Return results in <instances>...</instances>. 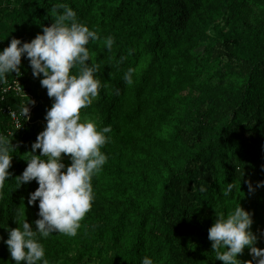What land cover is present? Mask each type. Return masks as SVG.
Masks as SVG:
<instances>
[{
	"label": "trees",
	"instance_id": "obj_1",
	"mask_svg": "<svg viewBox=\"0 0 264 264\" xmlns=\"http://www.w3.org/2000/svg\"><path fill=\"white\" fill-rule=\"evenodd\" d=\"M56 2L0 0V50L12 38L30 42L42 34ZM60 2L100 36L87 47L105 87L81 116L112 132L77 235L37 237L49 264H141L145 256L154 264H223L214 259L208 229L217 212L227 216L238 204L252 214L256 246L264 248V186L257 187L264 181V0ZM121 56L127 59L117 65ZM129 67L131 85L123 80ZM19 68L0 84V132L15 148L0 196L5 240L24 218L36 229L39 201L29 205L28 198L38 184L17 187L15 178L53 103L27 58ZM26 96L35 103L26 104ZM25 104L28 120L19 115ZM231 182L226 198L221 189ZM238 259H252L247 248ZM0 264H15L3 240Z\"/></svg>",
	"mask_w": 264,
	"mask_h": 264
},
{
	"label": "clouds",
	"instance_id": "obj_2",
	"mask_svg": "<svg viewBox=\"0 0 264 264\" xmlns=\"http://www.w3.org/2000/svg\"><path fill=\"white\" fill-rule=\"evenodd\" d=\"M52 18L50 26H42L30 42L12 38L9 45L0 50V84L7 76L20 72L21 58H27L33 77H41L40 84L53 98V103L45 114L46 125L36 136L28 152L27 166L17 176L16 184L35 180L38 187L29 194L28 204L37 200L38 216L34 221L36 229L24 218L21 227L8 229V236L0 240L7 245L15 264H49L45 258L43 244L37 238L49 237L54 232L76 236L81 221L92 208V177L102 170L107 155L101 147L111 140V125L97 128L95 121L86 116L82 119L81 109L87 108L97 98L105 84L95 75L100 65L91 60L90 41L100 39L96 30L80 22L77 12L67 3L57 0L49 9ZM107 50L111 51L114 37L104 40ZM134 49H129L132 55ZM127 56H121L117 65ZM79 66V72L71 70ZM135 69L129 67L123 75L127 85L133 83ZM24 93V92H23ZM27 97V96H26ZM35 103L27 97V103ZM26 104L19 115L28 119L29 108ZM16 115L15 113L13 114ZM12 135V134H11ZM40 154L36 155V150ZM15 151L9 135L0 132V196L5 188L6 178L11 176L12 154ZM68 155L71 163L65 165L63 156ZM264 186V181L257 187ZM249 189L252 185L249 183ZM200 186L199 191L207 192ZM235 190L233 182L226 183L221 189L224 197H229ZM215 222L208 229L214 259L223 264H264V248L256 246L257 235L251 230L252 214L239 204L227 216L216 213ZM248 249L252 259L241 261L238 254ZM141 264H154L152 258L145 256Z\"/></svg>",
	"mask_w": 264,
	"mask_h": 264
},
{
	"label": "built area",
	"instance_id": "obj_3",
	"mask_svg": "<svg viewBox=\"0 0 264 264\" xmlns=\"http://www.w3.org/2000/svg\"><path fill=\"white\" fill-rule=\"evenodd\" d=\"M14 91H20V87L16 84L15 86H13V88H12ZM29 113H30V111H29ZM29 113H28V117H29ZM14 113H12L11 114V116H12V118L14 119V120H17V118L13 115ZM29 119V118H28ZM27 119V120H28Z\"/></svg>",
	"mask_w": 264,
	"mask_h": 264
},
{
	"label": "bare ground",
	"instance_id": "obj_4",
	"mask_svg": "<svg viewBox=\"0 0 264 264\" xmlns=\"http://www.w3.org/2000/svg\"><path fill=\"white\" fill-rule=\"evenodd\" d=\"M30 126V125H29ZM14 164V163H13ZM200 182V181H199Z\"/></svg>",
	"mask_w": 264,
	"mask_h": 264
}]
</instances>
